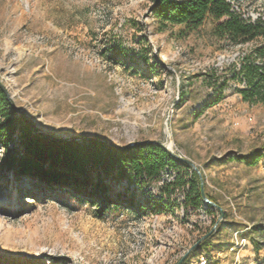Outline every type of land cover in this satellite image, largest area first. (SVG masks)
Returning a JSON list of instances; mask_svg holds the SVG:
<instances>
[{
    "label": "rangeland",
    "instance_id": "374dc122",
    "mask_svg": "<svg viewBox=\"0 0 264 264\" xmlns=\"http://www.w3.org/2000/svg\"><path fill=\"white\" fill-rule=\"evenodd\" d=\"M154 1L0 0V84L39 133L171 147L204 174L223 217L140 219L113 203L126 181L108 179V198L50 190L6 168L0 145V264H177L189 251L184 264H264V158L232 160L264 145V104L223 78L259 42L217 40L211 22L162 30ZM231 1L264 20V0Z\"/></svg>",
    "mask_w": 264,
    "mask_h": 264
},
{
    "label": "trees",
    "instance_id": "16d2710c",
    "mask_svg": "<svg viewBox=\"0 0 264 264\" xmlns=\"http://www.w3.org/2000/svg\"><path fill=\"white\" fill-rule=\"evenodd\" d=\"M152 10L162 30L168 26H181L186 32H195L211 22L212 34L217 40L234 45L259 42L241 53L238 61L224 70L223 78L239 80L244 84L238 90L244 102L250 105L264 104L262 19L252 21L244 18L233 10L228 0H155ZM0 145L5 148L6 168L13 170L20 178L36 179L37 183L50 190L71 189L77 195L92 190L108 198L111 192L110 185L106 183L108 179L113 182L126 181L127 197L124 203H113L126 207L140 219L150 220L162 213L175 214L181 210L183 220L191 213L205 210L213 216L214 225L218 214H224L216 198L208 194L215 205L204 207L206 203L201 193L202 186L207 192L204 174L202 185L197 172L171 155L161 143L141 141L119 146L106 140L62 142L49 139L39 133L33 121L20 112L1 84ZM10 146L14 147L9 149ZM263 158L264 145L232 160L255 166ZM153 184H159L156 193L151 190ZM214 235L213 232L206 238L202 237L191 253L209 247Z\"/></svg>",
    "mask_w": 264,
    "mask_h": 264
},
{
    "label": "water",
    "instance_id": "95a60500",
    "mask_svg": "<svg viewBox=\"0 0 264 264\" xmlns=\"http://www.w3.org/2000/svg\"><path fill=\"white\" fill-rule=\"evenodd\" d=\"M1 87H2L3 89H5L2 85H1ZM5 90H6V89H5ZM40 133H42L45 137H47V138H49V139H53V140H56V141H62V142H70V141L83 140V139H85V140H87V141H97V142H104V141H105V140H103V139H97V138H93V137L74 138V139H58V138L53 137V136H51V135L45 134V133H43V132H41V131H40ZM148 142H152V141H148ZM153 143H155V142H153ZM161 146H163L166 150H168V151L171 153V155H173L175 158H177V159L183 161L184 163H186L187 165H189L194 171H196L197 174L200 176V179H201V182H202V185H203L202 173H201L200 169L198 168V166H197L192 160L187 159V158H185V157H183V156L178 155L177 153H175L174 151H172V149H171L170 147H167V146L164 145V144H161ZM201 193H202L203 201H204L207 205H213V206L215 205L214 203H212V202L209 200V198H208V196H207V194H206V191H205V189H204L203 186H202ZM219 209L222 211V209H221L220 207H219ZM222 217H223V213H221V217H220V218H222ZM218 222H219V221H218ZM217 224H218V223H217ZM213 231H214V229L211 230V232H210L209 234L213 233ZM209 234H207L204 238H206ZM189 253H190V251H189L184 257H182V259H180V261H179L177 264H183V263L185 262L186 258L188 257Z\"/></svg>",
    "mask_w": 264,
    "mask_h": 264
},
{
    "label": "built area",
    "instance_id": "2783aa9c",
    "mask_svg": "<svg viewBox=\"0 0 264 264\" xmlns=\"http://www.w3.org/2000/svg\"><path fill=\"white\" fill-rule=\"evenodd\" d=\"M228 1L232 4V6H233V10L239 12L238 7L235 6V5H233V2H232L231 0H228ZM239 13H240V12H239ZM244 18H245V17H244ZM246 19H248V18H246ZM257 20H258V19H257ZM252 21H256V20H252ZM263 21H264V20H263ZM243 242H244V241H243ZM200 264H207V263H206V259H205V258L202 259Z\"/></svg>",
    "mask_w": 264,
    "mask_h": 264
},
{
    "label": "bare ground",
    "instance_id": "6f19581e",
    "mask_svg": "<svg viewBox=\"0 0 264 264\" xmlns=\"http://www.w3.org/2000/svg\"><path fill=\"white\" fill-rule=\"evenodd\" d=\"M171 148V147H170Z\"/></svg>",
    "mask_w": 264,
    "mask_h": 264
}]
</instances>
